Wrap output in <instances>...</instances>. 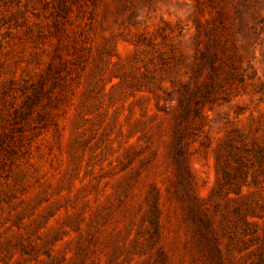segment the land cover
Listing matches in <instances>:
<instances>
[{"label":"rangeland","instance_id":"1","mask_svg":"<svg viewBox=\"0 0 264 264\" xmlns=\"http://www.w3.org/2000/svg\"><path fill=\"white\" fill-rule=\"evenodd\" d=\"M0 264H264V0H0Z\"/></svg>","mask_w":264,"mask_h":264}]
</instances>
